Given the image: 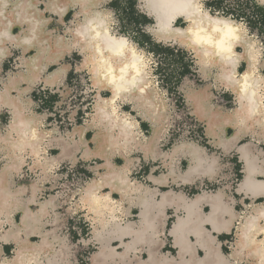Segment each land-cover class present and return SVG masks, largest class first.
<instances>
[{
	"label": "clouds",
	"instance_id": "1",
	"mask_svg": "<svg viewBox=\"0 0 264 264\" xmlns=\"http://www.w3.org/2000/svg\"><path fill=\"white\" fill-rule=\"evenodd\" d=\"M262 16L0 0V264H264Z\"/></svg>",
	"mask_w": 264,
	"mask_h": 264
},
{
	"label": "crops",
	"instance_id": "2",
	"mask_svg": "<svg viewBox=\"0 0 264 264\" xmlns=\"http://www.w3.org/2000/svg\"><path fill=\"white\" fill-rule=\"evenodd\" d=\"M217 6H219V0H217ZM131 16L133 17V21H135V22H139L138 21V18L133 14V13H131ZM250 23H251V25L253 26V27H256L257 26V24H261V25H264V16H262L261 17V19H259V20H250ZM158 52V51H157ZM160 52V51H159ZM178 62V61H177ZM5 68H7V66L5 65ZM162 69V68H161ZM162 72H164V69L162 70ZM185 72H187V70L185 71ZM183 73H181V75H182ZM70 75H71V73H69V77H70ZM164 75V80L165 79H167L168 78V76L170 75V74H163ZM144 127H147L146 125L144 126ZM202 131V130H201ZM90 135V134H89ZM233 162H235V160L233 159ZM117 163H119V161H117ZM239 164H237L236 165V172H237V174H239ZM144 172L146 173L147 172V167H145V169H144ZM196 190L195 189H191L190 190V194H192V193H194ZM205 210H207V209H205ZM75 235V234H74ZM225 237H221V239H224ZM7 250V249H6ZM174 251V250H173Z\"/></svg>",
	"mask_w": 264,
	"mask_h": 264
},
{
	"label": "rangeland",
	"instance_id": "3",
	"mask_svg": "<svg viewBox=\"0 0 264 264\" xmlns=\"http://www.w3.org/2000/svg\"><path fill=\"white\" fill-rule=\"evenodd\" d=\"M114 6H116V5H114ZM131 11H128V12H126L125 13V16L127 17V19H128V21H129V24H131L132 22H133V17L131 16ZM143 39H145V40H147V37H144ZM159 53H165V52H163V51H160ZM166 54V53H165ZM166 56H168V54H166ZM76 59H78V57H75ZM177 62V61H176ZM7 66V65H6ZM164 68H162L160 71H161V73L162 74H166V70L164 69V72H162V70H163ZM74 77H73V75L71 74L70 75V77H69V84H71V80L73 79ZM33 97L34 98H37L36 96H35V93H33ZM56 99H58V97H56V96H52L50 99H48V101L47 102H45L44 103V107H49L50 108V106H51V104L56 100ZM79 122V121H78ZM80 171H83L82 169H80ZM85 175H90V174H88V173H85ZM237 177L239 178V174H237ZM71 223V222H70ZM73 235H74V233H73Z\"/></svg>",
	"mask_w": 264,
	"mask_h": 264
},
{
	"label": "trees",
	"instance_id": "4",
	"mask_svg": "<svg viewBox=\"0 0 264 264\" xmlns=\"http://www.w3.org/2000/svg\"><path fill=\"white\" fill-rule=\"evenodd\" d=\"M147 39H148V38H147ZM155 50L158 51V53H159V51H163V52H165V53L168 54V55H171V54H172L170 49H162V48H159L158 46L156 47ZM177 61H178V62L182 61V57L179 58V60H177ZM186 70H187V67L185 66L184 71H186ZM172 78H173V77H172L171 75H169L168 78L165 79V83H166V84L171 83Z\"/></svg>",
	"mask_w": 264,
	"mask_h": 264
},
{
	"label": "built area",
	"instance_id": "5",
	"mask_svg": "<svg viewBox=\"0 0 264 264\" xmlns=\"http://www.w3.org/2000/svg\"><path fill=\"white\" fill-rule=\"evenodd\" d=\"M35 96H36V94H35ZM51 97H52V96H51ZM51 97H49V99H50ZM47 101H48V100H46L45 102H47ZM45 102H44V103H45Z\"/></svg>",
	"mask_w": 264,
	"mask_h": 264
}]
</instances>
